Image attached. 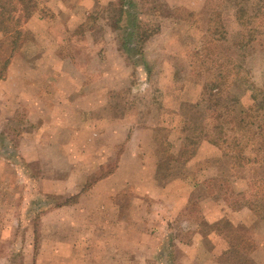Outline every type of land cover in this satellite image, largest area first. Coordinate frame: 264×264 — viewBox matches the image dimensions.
<instances>
[{"label":"rangeland","instance_id":"rangeland-1","mask_svg":"<svg viewBox=\"0 0 264 264\" xmlns=\"http://www.w3.org/2000/svg\"><path fill=\"white\" fill-rule=\"evenodd\" d=\"M18 27L16 51L17 27L0 32V264H264V222L242 232L206 217L223 198L264 213L259 143L240 162L229 147L244 119H264L245 115L264 104V0H41ZM126 149L159 153L161 185L196 182L184 205L124 186L110 215L104 192L138 176ZM119 165L116 182L60 207ZM197 245L213 255L193 258Z\"/></svg>","mask_w":264,"mask_h":264},{"label":"crops","instance_id":"crops-1","mask_svg":"<svg viewBox=\"0 0 264 264\" xmlns=\"http://www.w3.org/2000/svg\"><path fill=\"white\" fill-rule=\"evenodd\" d=\"M237 10H238V8H236V14L238 12ZM234 13H235V11H234ZM212 146H213L212 150L215 151L214 145H212ZM199 157H200L199 156V150L197 149L195 155H193L191 157L192 163H194L193 161L198 162ZM124 159H132V160H134V162H138V166H137L138 176H134V178L136 180L129 178V179H127L126 182H124V185L121 186L120 183H117V185L113 186L112 189L104 192V198H102L103 203L105 204V206L107 208H110L112 210V212H114V214L113 213L110 214L113 217H114L115 212H116V207H112V206H114L112 203V201L114 199L112 197H114L116 191H118V190L120 191V189L124 186L125 187L127 186L128 189L137 190L142 195V196H140V197H143L142 199H144L143 195H150L151 194L153 199H156L157 201H160L163 203L164 202L167 203L168 201L169 202L172 201L171 199H169L168 196L173 194V199H174L173 202H176V204H180L182 206L184 205V200H185V197H183V194H184V191H186L185 189L183 190V187L189 186V189L191 191V189H194V186H196V182L188 184V183L184 182L183 179H181V180L178 179L177 181H174V182L170 183L169 185H167V183L164 185H161L157 179V177L159 176V174L161 172V170L158 168V164L160 161L159 153H156V158H152L149 155H146V156L142 155V157H140L138 154L133 153L131 149L130 150L126 149V150H124V153H122V155H121V161ZM139 161H142L143 163H141V162L139 163ZM170 161L173 164H175L174 160H170ZM120 165L116 169H113V171H111L112 173H110L109 175H106L105 177H101V179L97 180L93 185H91L92 187L91 186L88 187L83 192H81V190H82L81 189L80 192L78 193L79 194L78 201L80 200L81 196L84 195L85 193L87 194L89 192L98 191L99 189L105 188L107 185L116 182V176L119 175L118 170L121 169ZM153 165L157 166L156 172L153 169L154 167L152 168ZM177 169H178V166L172 165L170 168V172L172 171V174H173V172L175 174ZM230 169L232 170V168H230ZM194 170H196V171H195V173L193 172V175L190 178V182L194 181V179L192 180L193 176L199 177V173H200L199 168H196ZM210 171H211V168L210 169L209 168L203 169V171L201 173L206 174V177L204 176V179H207V177L209 178ZM149 175H150V177H149ZM137 181L139 183H136ZM133 182H134V184H137L140 187L133 186V188H130L131 186H129V185L133 184ZM146 183L147 184L149 183V185L152 188L151 191L149 190V192L145 187ZM206 187H208V184H206ZM213 195L214 194H212L211 198H212V201L214 202V204H216ZM177 196H179V197H177ZM227 202H228V200L226 198L222 199V202L219 205L220 211H219L218 216H216V217H211V215L206 216L207 221L209 223H216V222H220L222 220H227V221H229V223L235 225L236 227H243L242 229H240L242 232L246 231L248 229V227L250 228L253 225L257 226V227L259 226V228L263 225L264 220L261 217H259V215H257L254 211H252L247 205H241V206H237L236 208H233V207H230V205H229L232 202L231 203H229V202L227 203ZM72 204L74 205L76 203H70L69 205H62L60 207L66 208V207L71 206ZM109 217H111V216H109ZM212 234H213L212 236H214V237L216 236L215 232L214 233L212 232ZM196 239L198 240V243L202 244L201 238L198 239V237H197ZM197 246H198V248H194L193 250L190 248V253H191V255H193V258H195V256H197V254L200 255L202 253H203V255H213L210 253L207 254L206 252H202L201 251L202 246H200V247H199V245H197ZM188 248H189V246H188ZM214 253H216V251ZM209 258H212V259L207 264H217L214 260L215 256H212Z\"/></svg>","mask_w":264,"mask_h":264},{"label":"trees","instance_id":"trees-1","mask_svg":"<svg viewBox=\"0 0 264 264\" xmlns=\"http://www.w3.org/2000/svg\"><path fill=\"white\" fill-rule=\"evenodd\" d=\"M41 3V0H0V32H8L11 28H9V26H16L17 28H15L14 30V35H15V40L13 42V51H16L17 47H18V41L19 39L22 37V31L20 30L23 21L28 19L31 15H33L37 9L39 8ZM137 31L135 32V36L138 39V44L139 41H142V31H143V26H141L140 24L138 26H136ZM129 37H131L130 33L128 32V34L126 35V37H121L119 39L120 41V48L121 50H124L125 53L127 55H130L129 52H131L133 50V48L131 46H127V41L131 40ZM140 39V40H139ZM140 46V44H139ZM139 48V47H138ZM10 61L6 60L3 67L5 69H7V67L9 66ZM4 72V71H3ZM3 74H0V79H2ZM224 79V80H223ZM226 77L222 78L223 84L227 81ZM212 85L216 88L217 84L212 83ZM220 88V87H219ZM218 88L217 91L213 92L210 91V94L208 96V94L205 92L203 93V100H206L207 97H210V95L212 94V98L210 97L211 101H215V97L220 95L223 90H220ZM262 96H263V100H264V91L261 92ZM258 96L255 95L254 96V101H257ZM220 103V102H219ZM213 105H221V104H217L213 102ZM218 109H220V106H216ZM220 110H218V112H214V116L221 118L223 116L222 112H219ZM249 112H255L256 116L259 115L260 113H264V104L261 103L259 104V106L253 107L252 109H249L248 111L245 112L246 117H250L252 118L253 116H251V114ZM260 117V115H259ZM259 121L258 124H256L257 122H249V120H245L243 121V129H244V138L245 140H237L235 139L234 141H231L230 143V151L234 154H231V156L234 158V160L236 162H240L241 160H245L247 161V156H246V151L250 146L251 142H257L259 143V146L256 148L257 152H261L263 151L264 153V119L262 118L261 120L257 119ZM225 123V122H223ZM222 129V128H220ZM210 142L215 145L216 147H218L220 150H222L225 153V148H223V146L215 141V140H210ZM243 142V143H242ZM228 147V148H229ZM196 151L194 152L193 155H195ZM251 162V161H249ZM254 162H264V156L260 159L255 158ZM233 167V166H232ZM234 168V167H233ZM112 172H109L107 175H109ZM106 176V175H105ZM103 176V177H105ZM263 185H264V178L262 180ZM91 185H85L81 192L85 191L88 187H90ZM78 196L79 194H77L76 196L72 197L71 201H68L67 203L63 204V205H69L70 203H76L78 201ZM264 197V196H263ZM264 204V203H263ZM252 211H254L256 214H260L262 215V217L264 218V213L263 211L261 212L258 207L256 208L255 206H252L250 204L247 205ZM221 222V221H220ZM221 229V228H220ZM230 230L229 228L226 229ZM225 230H222V233L225 235L226 233ZM227 237V236H225Z\"/></svg>","mask_w":264,"mask_h":264}]
</instances>
